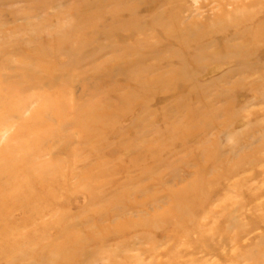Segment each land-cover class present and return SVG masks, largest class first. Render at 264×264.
Masks as SVG:
<instances>
[{"label": "rangeland", "instance_id": "rangeland-1", "mask_svg": "<svg viewBox=\"0 0 264 264\" xmlns=\"http://www.w3.org/2000/svg\"><path fill=\"white\" fill-rule=\"evenodd\" d=\"M0 264H264V0H0Z\"/></svg>", "mask_w": 264, "mask_h": 264}]
</instances>
